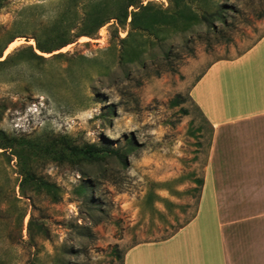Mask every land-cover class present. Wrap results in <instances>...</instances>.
Here are the masks:
<instances>
[{
	"label": "rangeland",
	"instance_id": "obj_1",
	"mask_svg": "<svg viewBox=\"0 0 264 264\" xmlns=\"http://www.w3.org/2000/svg\"><path fill=\"white\" fill-rule=\"evenodd\" d=\"M65 1L0 0V63L13 56L0 65V264H123L131 246L169 238L197 201L176 215L163 182L202 177L214 136L189 97L192 83L264 32V0H135L134 26L132 17L113 20L95 40L54 54L65 58L33 59L30 47L41 56L33 36ZM103 1L112 16L126 0ZM240 59L223 71L231 102L251 93ZM248 112L229 109L214 145L224 176L264 181V118L233 120ZM88 145L105 150L103 159L80 162L67 149ZM45 149L68 159L46 158ZM24 173L32 174L27 198Z\"/></svg>",
	"mask_w": 264,
	"mask_h": 264
},
{
	"label": "crops",
	"instance_id": "obj_2",
	"mask_svg": "<svg viewBox=\"0 0 264 264\" xmlns=\"http://www.w3.org/2000/svg\"><path fill=\"white\" fill-rule=\"evenodd\" d=\"M241 56L251 75V93L246 100L231 102L226 99L223 71L227 65L241 66ZM241 56L212 62L189 91L193 105L213 130L207 167L202 177L164 181L162 190L171 204H179L175 214L181 217L185 206L196 200L193 215L169 238L131 246L123 264H264V181L224 176L228 164L220 163L214 145L216 132L224 123L220 119L229 109H249L247 115L233 120L264 118V32ZM261 141L260 151L264 152V135ZM177 182L178 186H170Z\"/></svg>",
	"mask_w": 264,
	"mask_h": 264
},
{
	"label": "trees",
	"instance_id": "obj_3",
	"mask_svg": "<svg viewBox=\"0 0 264 264\" xmlns=\"http://www.w3.org/2000/svg\"><path fill=\"white\" fill-rule=\"evenodd\" d=\"M135 0H126L118 6V14L112 16L107 15V6L103 0H99L98 3L93 0H66L62 6V10L58 13L56 18L49 21L46 24L41 25L37 33L33 36V40L36 43V50L41 53V56L36 54L34 49L30 47L28 51L31 54L33 59L47 61L43 55H52L51 59L65 58L68 56L66 54L54 55L57 52H60L63 48L75 44L78 39L81 37H87L92 40H95L99 31L104 28L106 25L115 20L120 25L126 24L128 19L132 17L131 24L134 26L137 21V14H129V9L135 6ZM148 7H145L146 10ZM78 29L77 34H73V29ZM13 56H9L4 62H1L0 65L9 63L12 60ZM2 57H0V60ZM2 139L7 140L3 133H0ZM61 142V141H59ZM58 144V141H55ZM65 144V143H63ZM9 147H4L2 150L8 152ZM67 149L71 150V154H74L79 158L80 162H89V161H99L103 159L105 150L99 149L95 145H88L85 148H72L68 147ZM46 158L55 157V161L66 162L68 159L67 153L60 151L59 153L51 152L49 149L44 150ZM19 156V155H18ZM24 179L20 183L19 188L22 198H27L26 182L29 177H32L30 173L23 174ZM42 184L49 191L55 190V193L59 191V187L55 184L50 183L43 178ZM38 181L36 180V182ZM54 201H60V198L55 194Z\"/></svg>",
	"mask_w": 264,
	"mask_h": 264
},
{
	"label": "bare ground",
	"instance_id": "obj_4",
	"mask_svg": "<svg viewBox=\"0 0 264 264\" xmlns=\"http://www.w3.org/2000/svg\"><path fill=\"white\" fill-rule=\"evenodd\" d=\"M15 45H16V44H13V45L10 47V49H12ZM8 52H9V51H8ZM8 52H7V53H8Z\"/></svg>",
	"mask_w": 264,
	"mask_h": 264
}]
</instances>
